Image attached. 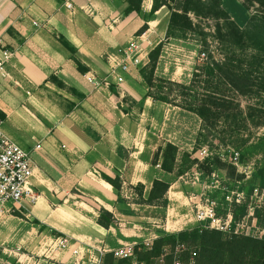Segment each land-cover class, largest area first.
I'll return each instance as SVG.
<instances>
[{"label":"crops","instance_id":"crops-1","mask_svg":"<svg viewBox=\"0 0 264 264\" xmlns=\"http://www.w3.org/2000/svg\"><path fill=\"white\" fill-rule=\"evenodd\" d=\"M152 3L127 15V0H0V57L12 53L0 73V114L4 132L31 152L39 195L34 203L0 201V264H93L137 237H157L141 223L159 207L137 203L134 187L144 184L147 193L155 178L172 174L152 165L159 139L150 140L144 121L149 110L154 118L172 107L188 111L146 98L139 70L167 40L170 15L162 19V8L137 36ZM133 42L140 66L115 67ZM103 174L120 176L125 203ZM103 208L116 218L109 228L97 221Z\"/></svg>","mask_w":264,"mask_h":264},{"label":"trees","instance_id":"trees-1","mask_svg":"<svg viewBox=\"0 0 264 264\" xmlns=\"http://www.w3.org/2000/svg\"><path fill=\"white\" fill-rule=\"evenodd\" d=\"M143 1L127 0L124 13L140 14ZM223 5L224 0H153L151 10L144 14L145 23L136 33L137 36L143 35L149 29L148 23L162 8L170 14L167 40L185 39L196 32L200 34L201 26L194 23L191 14L217 21L214 41L221 58L216 57L214 50H205L207 61L196 68L189 83L157 76L164 42L150 51L149 62L139 70L148 88L146 98L178 106L201 119L193 152L180 153L179 147L171 142H165L157 149L152 165H159L169 174L183 175L193 165L208 174L229 167L235 170L219 155L203 161L192 158V155L212 137L222 146L236 150L238 159L244 163L245 149L253 131L264 127V0H243L244 10L249 14L241 23ZM114 92L119 95L116 90ZM243 99L248 101L247 104H243ZM0 117L4 116L0 114ZM103 178L112 184L118 202L125 203L120 176L113 178L103 174ZM256 180L257 186L243 185L239 189L246 191L247 201L233 202L228 211L216 207L217 217L225 219L229 213L232 215L229 231L210 228L209 220L176 232L159 228L157 237L151 242L135 245L133 256L118 258L111 251L103 257L102 264H264V236L235 233L237 223L248 214V201L254 190L264 188V167L259 169ZM171 184L169 180L155 178L147 193L146 186L138 184L134 187L138 195L136 202L166 208ZM97 221L105 228L116 224L114 214L104 208ZM2 256L0 248V258Z\"/></svg>","mask_w":264,"mask_h":264},{"label":"rangeland","instance_id":"rangeland-1","mask_svg":"<svg viewBox=\"0 0 264 264\" xmlns=\"http://www.w3.org/2000/svg\"><path fill=\"white\" fill-rule=\"evenodd\" d=\"M223 6L240 23L245 19L246 14H249L244 10L243 0H224ZM168 12L167 9H164L161 18H166ZM191 17L196 25L201 26L203 33L201 31L200 34L198 32L192 33L185 39L164 40V48L156 74L167 75L175 81L189 83L196 68L207 61L205 50H214L217 54L216 57L221 58L216 49L217 43L214 41L217 21L198 18L193 14ZM242 102L245 105L248 101L243 99ZM172 108L171 111L164 113L161 117H157V113L155 118L153 116L156 109L154 111L149 110L144 121V127L146 126L149 130L150 140L154 137L158 138V144L161 146L167 142L168 137L177 142L180 153L193 152L201 127V119L191 112L180 110L176 113V111H172ZM154 132L159 137L153 135ZM263 143L264 127L253 131L249 145L245 149V161L242 163L240 158L238 159L236 150L231 146H222L219 141L210 137L209 142L197 149L192 158L203 161L209 156L219 155L227 162L228 166H234L235 170L229 167L228 170L217 169L213 174H208L202 171L198 165H193L183 175H170L169 179L172 185L168 193L169 205L166 208L155 209L154 212L157 213L148 215L142 221L144 231L153 230L157 233V228L153 226V222H157L160 228L169 232L190 228L202 222L198 220L200 211H206L210 207H215V212L216 207L221 208L222 211H228L233 202L243 203V201H247L246 191H239V189L243 185H258L256 174L260 168L264 167ZM248 202V214L237 223L235 233L264 236V188H256ZM218 219L224 225V230H226V226L231 227L232 215L230 213L225 219L219 217ZM229 229L227 230L229 231ZM144 238L137 237L134 240L136 244L152 241H146Z\"/></svg>","mask_w":264,"mask_h":264},{"label":"built area","instance_id":"built-area-1","mask_svg":"<svg viewBox=\"0 0 264 264\" xmlns=\"http://www.w3.org/2000/svg\"><path fill=\"white\" fill-rule=\"evenodd\" d=\"M67 6L68 8L73 7L71 3H68ZM1 44L2 42L0 40V46ZM141 50V46L133 42L129 47L121 50L123 57L120 62H116L115 67H121L124 71H129L132 67L138 68L141 64L139 56ZM11 57L12 53L10 51H2V56L0 57V73L2 75L6 74L5 64ZM89 80L94 85H99L94 76H90ZM118 81L122 82L123 78L119 77ZM3 125L4 119L0 117V201L2 203L12 202L14 204H20L27 200L30 203H34L39 198V195L31 184L35 167L31 152L13 141L4 132ZM198 220L202 222L209 220L208 226L210 228L222 231L229 229L226 226V230H224V225H222L221 220L216 216L215 207H210L206 211H200L198 213ZM135 245H125L113 252L118 258H128L133 256ZM67 246L68 241L66 239L59 240V248L65 249ZM93 264H102V258L95 259Z\"/></svg>","mask_w":264,"mask_h":264}]
</instances>
